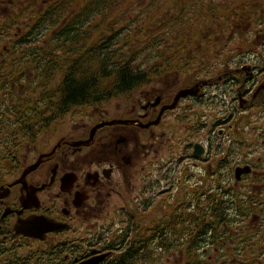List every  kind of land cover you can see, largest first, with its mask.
Listing matches in <instances>:
<instances>
[{"label": "flooded vegetation", "instance_id": "af4514ba", "mask_svg": "<svg viewBox=\"0 0 264 264\" xmlns=\"http://www.w3.org/2000/svg\"><path fill=\"white\" fill-rule=\"evenodd\" d=\"M27 1L0 0V264H264L258 1L88 121L58 104L33 35L51 0ZM171 2L177 18L193 0ZM36 218L58 230L36 238Z\"/></svg>", "mask_w": 264, "mask_h": 264}, {"label": "trees", "instance_id": "16d2710c", "mask_svg": "<svg viewBox=\"0 0 264 264\" xmlns=\"http://www.w3.org/2000/svg\"><path fill=\"white\" fill-rule=\"evenodd\" d=\"M243 1L252 2L193 0L175 18L171 0H51L32 30L50 36L49 46L38 47L41 55L47 49L50 79L59 75L51 93L58 104L63 97L69 111L125 96L155 71L154 65L181 62L174 59L186 58V49L219 47L213 35L192 33L209 31L212 21L213 31H220L223 13L245 6ZM257 1L264 9V0ZM259 25L264 27L261 16Z\"/></svg>", "mask_w": 264, "mask_h": 264}, {"label": "rangeland", "instance_id": "374dc122", "mask_svg": "<svg viewBox=\"0 0 264 264\" xmlns=\"http://www.w3.org/2000/svg\"><path fill=\"white\" fill-rule=\"evenodd\" d=\"M24 1V3H26V5H27V7L28 8H31L32 7V5L27 1V0H23ZM34 1V0H33ZM40 0H38V2H39ZM24 16H22V14H20L19 15V19H21V18H23ZM0 18H2V15H0ZM113 97H117V96H113ZM118 97H121V96H118ZM109 99V98H108ZM108 99H105V100H103L102 102H99V104H101V103H103L104 101H106L104 104H114L115 102H116V100L115 99H113V100H108ZM93 106H95V105H91V104H89V105H86V106H81V107H79V106H77V107H73L71 110H70V112H71V114H70V116L71 117H81V118H83L85 121H88V120H92V112H91V109L90 108H92ZM70 116H68L67 118H69ZM81 118H79V120L81 119ZM146 264H151V263H146ZM153 264V263H152ZM163 264H169V263H163Z\"/></svg>", "mask_w": 264, "mask_h": 264}, {"label": "water", "instance_id": "95a60500", "mask_svg": "<svg viewBox=\"0 0 264 264\" xmlns=\"http://www.w3.org/2000/svg\"><path fill=\"white\" fill-rule=\"evenodd\" d=\"M114 121H107V122H104V123H101V124H98L94 127V129L100 125H103V124H110ZM93 134V130L91 132V136ZM36 165H32L30 168H34ZM32 222V221H31ZM58 230L57 227H53V225L49 224L48 222L44 221V220H41V219H35L34 220V231H35V236L36 238H43L44 237V234L45 232L47 231H50V230ZM92 264H97L96 262L92 263Z\"/></svg>", "mask_w": 264, "mask_h": 264}]
</instances>
